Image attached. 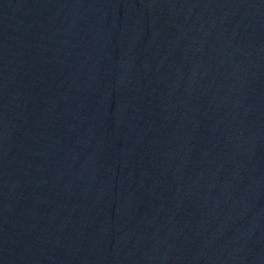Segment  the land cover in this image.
Wrapping results in <instances>:
<instances>
[{"label": "water", "instance_id": "water-1", "mask_svg": "<svg viewBox=\"0 0 264 264\" xmlns=\"http://www.w3.org/2000/svg\"><path fill=\"white\" fill-rule=\"evenodd\" d=\"M0 264H264V0H0Z\"/></svg>", "mask_w": 264, "mask_h": 264}]
</instances>
